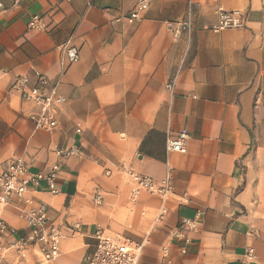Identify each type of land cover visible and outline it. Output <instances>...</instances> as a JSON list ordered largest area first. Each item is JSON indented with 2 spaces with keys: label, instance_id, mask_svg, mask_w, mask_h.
Instances as JSON below:
<instances>
[{
  "label": "crops",
  "instance_id": "crops-1",
  "mask_svg": "<svg viewBox=\"0 0 264 264\" xmlns=\"http://www.w3.org/2000/svg\"><path fill=\"white\" fill-rule=\"evenodd\" d=\"M0 2V170L16 160L33 171L59 164L58 192L42 182L28 197L64 232L57 260L30 248L10 264H89L98 230L143 243L139 264H166L163 249L172 264H264V0H149L142 20L118 24L138 0ZM218 4L242 11L245 26L212 31ZM190 7L193 32L177 37ZM35 15L46 30L29 28ZM68 41L80 59L62 73ZM35 71L67 99L54 133L34 128L33 107L11 89ZM182 130L186 152H167ZM73 144L79 155H58ZM130 169L155 181L171 170L172 197L133 200ZM26 208L0 205L17 231L6 242L29 235Z\"/></svg>",
  "mask_w": 264,
  "mask_h": 264
},
{
  "label": "built area",
  "instance_id": "built-area-1",
  "mask_svg": "<svg viewBox=\"0 0 264 264\" xmlns=\"http://www.w3.org/2000/svg\"><path fill=\"white\" fill-rule=\"evenodd\" d=\"M149 5V0H138L131 13L114 18L111 23L118 24L124 20L128 23L140 21ZM0 8H3L1 2ZM216 14L217 22L212 27V31L216 33L228 29H239L246 24L247 18L242 11L227 10L222 4L217 5ZM176 26L175 36L178 37L182 33L188 37L191 36L193 32L191 7L186 18L177 22ZM29 28L43 31L48 26L43 16L35 15L29 21ZM62 52L64 54L62 73H64L79 61L80 53L77 47L70 44V41L62 46ZM174 83L175 80L168 83L167 87L170 91H173ZM11 89L20 96L22 101L33 107L28 119L37 131L54 133L58 129L60 112L67 103L66 97L60 91V82L52 83L45 74L35 71L32 78L23 75L17 77ZM77 131L81 132V128L79 127ZM189 138L190 134L187 130H182L176 136H168L167 152L185 153ZM80 152V149L73 144L70 149L59 150L57 153L64 158L79 155ZM59 171V164H54L47 172L33 171L32 167L23 160L8 162L0 170V205L8 204L12 199H17L27 205L28 208L22 210L20 216L27 221L31 229L26 237H17L12 242H6L7 238L15 237L17 231L0 219V264H10L9 257L12 254H17L18 258H25L30 248L37 249L45 263L55 261L60 257L64 232L50 218L44 205H34V201L28 197L29 191L37 189L42 182H45L53 193H57L56 180ZM127 174L131 181L130 195L133 200H136L142 193H147L166 201L174 193L171 170L162 181H155L153 178L136 173L131 169L127 170ZM107 175H110V172H107ZM94 201L98 205L102 203V195L99 191L95 193ZM182 225L189 227L192 225V221L184 220ZM96 239V250L87 258L89 264H139L143 243L121 235L111 236L104 230H98ZM246 257L250 261H254L253 248L248 250ZM163 260L166 264H172L167 249H163Z\"/></svg>",
  "mask_w": 264,
  "mask_h": 264
}]
</instances>
